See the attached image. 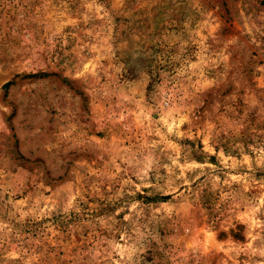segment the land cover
Returning <instances> with one entry per match:
<instances>
[{
  "label": "rangeland",
  "instance_id": "1",
  "mask_svg": "<svg viewBox=\"0 0 264 264\" xmlns=\"http://www.w3.org/2000/svg\"><path fill=\"white\" fill-rule=\"evenodd\" d=\"M0 264H264V0H0Z\"/></svg>",
  "mask_w": 264,
  "mask_h": 264
}]
</instances>
